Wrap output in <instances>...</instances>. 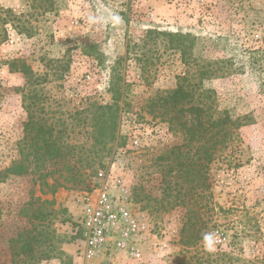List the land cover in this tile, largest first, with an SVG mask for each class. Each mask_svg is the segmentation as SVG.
I'll list each match as a JSON object with an SVG mask.
<instances>
[{
  "label": "rangeland",
  "instance_id": "rangeland-1",
  "mask_svg": "<svg viewBox=\"0 0 264 264\" xmlns=\"http://www.w3.org/2000/svg\"><path fill=\"white\" fill-rule=\"evenodd\" d=\"M101 7L123 23L89 24ZM1 9L30 34L7 25L4 39ZM149 29L195 37L187 63L161 38L146 42ZM14 60L31 85L11 72ZM210 70L219 75L200 90L244 124L206 165L163 117L162 98L183 74ZM0 79V171L37 148L25 139L28 108L62 152L0 183V264H88L72 224L95 191L122 194L118 178L151 236L140 260L118 253L91 264H264V0H0ZM114 81L123 110L116 139L102 144L98 107L113 103ZM205 232L217 235L213 251Z\"/></svg>",
  "mask_w": 264,
  "mask_h": 264
},
{
  "label": "trees",
  "instance_id": "trees-1",
  "mask_svg": "<svg viewBox=\"0 0 264 264\" xmlns=\"http://www.w3.org/2000/svg\"><path fill=\"white\" fill-rule=\"evenodd\" d=\"M1 11L4 14L2 18L4 39H7V30L5 28L7 25H11L13 29L18 30L20 33L26 32L30 34L26 28H20L22 25H20L22 22L20 17L14 15L11 10L1 9ZM145 35L147 38L146 42L161 38L169 49L181 53L184 63H187V54L193 51L197 40L191 34L161 32L152 29L146 30ZM145 45H148V43H145ZM130 49L131 47L128 44L127 58L130 56ZM137 61L141 64L142 60L141 58H137ZM8 64L12 73L22 72L27 77L28 84L31 85L33 83L31 71L24 61L14 60ZM218 75V70L200 71L195 78L185 73L179 77L177 88L169 91L162 98V107L165 110L162 114L163 117L170 124H173L175 121L179 123V127L186 133L189 139V144H197L198 150L203 152V160L206 165L215 162L220 152L227 150L234 144L238 138V130L244 124L240 119L234 120L228 111H220L212 96L200 90V86L205 78L217 77ZM110 93L113 97V103L98 107V110L102 112L98 131L101 139L100 143L102 144L108 138L110 141L116 139L121 118L120 112L123 110L119 105L123 93L117 81L112 82ZM33 117V112L28 108V121L25 124L24 132L25 139L28 140V148H32L33 146L37 148L32 152L21 150V159L14 161L4 171H0V183L5 182L10 176L25 175L29 171L31 164L44 161L45 157L47 159H54L62 155L61 149L55 148L54 144L50 142V138L47 137V134L50 132H47L44 126L36 128ZM181 118L183 121L179 120ZM34 131H36V136L34 135ZM38 137L40 138L38 139ZM199 159L202 158L200 157Z\"/></svg>",
  "mask_w": 264,
  "mask_h": 264
},
{
  "label": "built area",
  "instance_id": "built-area-1",
  "mask_svg": "<svg viewBox=\"0 0 264 264\" xmlns=\"http://www.w3.org/2000/svg\"><path fill=\"white\" fill-rule=\"evenodd\" d=\"M122 194L105 188L85 199L80 218L72 224L79 254L88 264L101 256L123 253L140 260L150 226L125 200L122 178L114 182Z\"/></svg>",
  "mask_w": 264,
  "mask_h": 264
},
{
  "label": "clouds",
  "instance_id": "clouds-1",
  "mask_svg": "<svg viewBox=\"0 0 264 264\" xmlns=\"http://www.w3.org/2000/svg\"><path fill=\"white\" fill-rule=\"evenodd\" d=\"M87 22L97 26L116 27L123 23V19L118 12L108 10L101 7L93 14H89ZM217 235L215 232H205L202 234V244L207 251H213L217 243Z\"/></svg>",
  "mask_w": 264,
  "mask_h": 264
}]
</instances>
